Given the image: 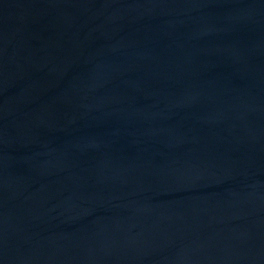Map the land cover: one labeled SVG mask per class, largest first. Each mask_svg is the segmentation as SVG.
Segmentation results:
<instances>
[{
	"label": "water",
	"instance_id": "obj_1",
	"mask_svg": "<svg viewBox=\"0 0 264 264\" xmlns=\"http://www.w3.org/2000/svg\"><path fill=\"white\" fill-rule=\"evenodd\" d=\"M0 264H264V0H0Z\"/></svg>",
	"mask_w": 264,
	"mask_h": 264
}]
</instances>
